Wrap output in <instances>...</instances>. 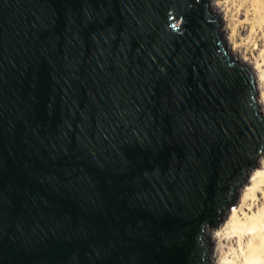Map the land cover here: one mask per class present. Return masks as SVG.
I'll use <instances>...</instances> for the list:
<instances>
[{
  "label": "water",
  "instance_id": "obj_1",
  "mask_svg": "<svg viewBox=\"0 0 264 264\" xmlns=\"http://www.w3.org/2000/svg\"><path fill=\"white\" fill-rule=\"evenodd\" d=\"M210 0H0V264H210L264 148Z\"/></svg>",
  "mask_w": 264,
  "mask_h": 264
},
{
  "label": "bare ground",
  "instance_id": "obj_2",
  "mask_svg": "<svg viewBox=\"0 0 264 264\" xmlns=\"http://www.w3.org/2000/svg\"><path fill=\"white\" fill-rule=\"evenodd\" d=\"M225 47L249 70L264 115V0H210ZM231 216L205 229L210 264H264V151Z\"/></svg>",
  "mask_w": 264,
  "mask_h": 264
},
{
  "label": "rangeland",
  "instance_id": "obj_3",
  "mask_svg": "<svg viewBox=\"0 0 264 264\" xmlns=\"http://www.w3.org/2000/svg\"><path fill=\"white\" fill-rule=\"evenodd\" d=\"M221 38H222V37H221ZM263 151H264V148H263V150H262V153H261L259 159L262 157ZM259 159H258V161H259ZM258 161L256 162L255 167L253 168L251 174L254 172V170L257 169V163H258ZM251 174L249 175V177H248V179H247L245 185L243 186V188H242V190H241L239 196L237 197L236 201H235L234 204L231 206V208L228 210V212L226 213V215L223 217V219L221 220L220 224H221V223L223 224V223H224V222H225V221L231 216L232 212H234L235 209L238 207V205H239V203H240V201H241V199H242V195H243V193H244L243 191H244L247 187H251V186H250V185H251V181H252ZM220 224H219V225H220ZM206 239H207V241H208V243H209L208 237H206ZM210 251H211V244L209 243V252H210Z\"/></svg>",
  "mask_w": 264,
  "mask_h": 264
}]
</instances>
